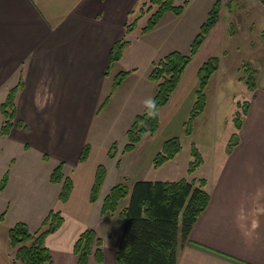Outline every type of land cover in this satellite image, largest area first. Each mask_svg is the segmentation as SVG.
<instances>
[{
  "label": "crops",
  "instance_id": "obj_1",
  "mask_svg": "<svg viewBox=\"0 0 264 264\" xmlns=\"http://www.w3.org/2000/svg\"><path fill=\"white\" fill-rule=\"evenodd\" d=\"M136 1L0 0V104L17 83L20 71L24 81L17 96L15 119L23 125L15 123L8 135H0V141H7L9 150H35L45 162L51 156L58 158L64 162V176L73 182L65 203L59 200L62 183L51 182V195L44 194L46 200L50 198L48 210L59 211L64 218L46 238L53 264H76L73 245L86 228L97 231L103 248L115 230L113 243L117 249L124 225L119 212L128 197L120 202L116 213L106 216L101 215L103 200L119 182L131 189L134 182L147 179L164 140L175 136V126H181L188 117L198 86V70L213 56L211 42H215L220 20L184 70L168 103L159 109L157 133L143 138L134 150L122 153L126 139L123 145L116 141L120 119L128 118L124 122L126 132L134 116L145 107V100L155 92L148 75L139 74L138 67H133L138 63L128 53L132 51L136 59L142 54L139 48L132 50L131 40L106 75L112 44L133 32L126 33L125 25ZM206 51L209 55L202 57ZM143 55L149 65L156 59L149 52ZM221 63L214 74L221 71ZM125 66L133 70L127 69L131 73L97 113L114 76L126 70ZM256 69V87L249 92L250 105L238 131V142L229 153L226 148L213 149L210 158L196 169L206 167L199 178L206 179L210 200L192 226L188 241L178 250L176 264H264V49ZM2 121L0 114V127ZM161 131L167 136L151 140ZM87 142L90 153L80 162L81 149ZM113 142H117L118 151L116 157L109 158L107 152ZM101 163L106 176L92 203L90 192ZM4 175L0 171V181ZM8 182L0 191V228L6 218L1 215L9 202ZM38 195L36 192L30 200L38 199ZM39 206L34 203L36 210ZM19 208L20 203H16L15 210ZM14 254L0 236V264H21L13 261ZM93 263L97 264L91 260Z\"/></svg>",
  "mask_w": 264,
  "mask_h": 264
},
{
  "label": "trees",
  "instance_id": "obj_2",
  "mask_svg": "<svg viewBox=\"0 0 264 264\" xmlns=\"http://www.w3.org/2000/svg\"><path fill=\"white\" fill-rule=\"evenodd\" d=\"M141 14L148 13L147 24L141 28V33H147L154 29L166 13L182 14L183 5L175 4L174 0H139ZM220 4L216 2L208 12L206 20L201 24L198 33L190 43L189 52L184 54L180 51H171L152 63L148 79L156 85L153 98L157 101V109L165 106L172 93L175 91L180 78L192 60L198 53L210 32L220 20ZM137 19V18H136ZM136 19L126 23L125 31L130 33L136 26ZM129 40L121 38L115 41L110 49L109 64L106 75L110 68L123 56ZM220 60L216 56L206 59L198 70V86L194 101L191 105L188 117L184 121L186 132L192 131V123L199 117L207 102L205 88L210 77L218 70ZM131 70H121L113 78L109 94L102 100L97 108L99 113L108 105L113 91L123 84ZM247 78V89L252 92L256 87V75L258 70L254 68ZM23 74L17 83L12 86L0 104L3 121L0 127V135L10 133L15 123L22 126V121L15 122L17 112V96L23 89ZM234 121L236 131L232 132L227 144V152H231L238 142L240 130L248 112L250 101L238 103ZM159 128L158 113L155 117L146 115V107L136 114L126 130V142L122 153L134 150L140 141L148 136H154ZM182 145L178 136L164 140L160 150L153 158V166L159 167L174 158L181 150ZM118 144L113 142L107 152L109 158L117 155ZM90 153V144L83 145L79 161L84 162ZM194 158L188 167V173H193L203 163V157L196 147L192 148ZM48 156L46 155L45 158ZM119 166V160L117 162ZM64 162H59L51 172L52 183H62L59 200L66 202L73 188L72 179L64 176ZM106 176V167L99 164L95 171L94 182L90 192V201H96L100 188ZM8 180L5 174L0 181V191L4 189ZM128 197L126 205L119 212L123 220V230L119 245L115 251L117 264H176L178 250L188 241L192 226L199 215L206 209L210 194L206 189L205 178H181L178 180H138L131 189L123 182L111 187L105 196L101 215H113L118 210L120 202ZM3 217V214L1 215ZM64 218L59 211L51 209L42 220L44 229L31 231L23 221L16 222L8 229V237L11 247L15 250V262L21 264H53L51 251L46 246V238L54 233L63 223ZM73 253L76 264H90L93 260L97 264L104 262L103 239L94 228H86L76 238L73 245Z\"/></svg>",
  "mask_w": 264,
  "mask_h": 264
},
{
  "label": "rangeland",
  "instance_id": "obj_3",
  "mask_svg": "<svg viewBox=\"0 0 264 264\" xmlns=\"http://www.w3.org/2000/svg\"><path fill=\"white\" fill-rule=\"evenodd\" d=\"M174 2L184 6L182 14L177 16L171 12L166 13L154 29L142 34L141 28L147 24L149 14L147 12L141 14L142 4L139 0L136 1L135 11L130 12L126 20V23H130L137 18L136 26L131 35L123 36L124 39L133 42L132 50L137 51L139 48L142 54L136 59L132 51L128 53V56H132L131 60L138 63L133 67H138L139 74L144 72L148 75L152 64H146L147 57L143 54L147 52L156 58L155 61L174 50L187 54L190 43L206 20L208 12L216 2H219L220 23L213 36L215 42H211V55L222 61V69L209 79L205 88L206 107L192 123V132L190 134L186 132L184 123L175 126L173 131L176 133L175 136L179 137L182 148L174 158L159 167L152 166L149 169L146 180L152 181L199 178L205 173L206 167L196 170L195 174H190L187 170L194 159L191 154L192 148H197L203 160L210 158L213 149L217 151L227 149L231 134L236 131L234 116L240 109L238 103H243L249 98L247 78L250 72L258 67L264 49V0H174ZM127 49L125 48V51ZM207 53L208 51L204 52L202 57L209 55ZM130 67L132 66H125V69H131ZM152 89L154 91L156 89L154 83ZM127 119H120L117 126L119 131L116 134V141L119 145H123L126 139L124 122ZM166 136L167 134L161 131L151 140L160 141ZM6 142L0 141V171L8 174L6 192L9 202L3 211L6 218L0 228V236L7 242V250L11 252L13 249L9 242L8 229L17 220L25 222L31 231L44 229L42 220L49 211L47 205L50 203V198L46 200L44 194L51 195L50 173L61 161L50 154V161L45 162L41 154L35 150L26 153L15 151L14 148L9 150L6 148ZM36 192L39 194L38 199L30 200ZM15 196H18V199H12ZM11 202H14V205H11ZM35 202L40 204L37 210L34 207ZM16 203H20L18 211L15 210ZM116 233L115 230L110 233V241L104 247L103 264H117L113 243Z\"/></svg>",
  "mask_w": 264,
  "mask_h": 264
},
{
  "label": "clouds",
  "instance_id": "obj_4",
  "mask_svg": "<svg viewBox=\"0 0 264 264\" xmlns=\"http://www.w3.org/2000/svg\"><path fill=\"white\" fill-rule=\"evenodd\" d=\"M144 103H145V107H146V115L148 117H155L158 113L156 99L153 97H150L147 100H145Z\"/></svg>",
  "mask_w": 264,
  "mask_h": 264
}]
</instances>
